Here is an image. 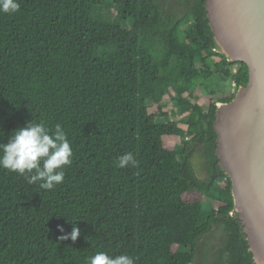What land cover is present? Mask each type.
<instances>
[{
    "label": "trees",
    "instance_id": "1",
    "mask_svg": "<svg viewBox=\"0 0 264 264\" xmlns=\"http://www.w3.org/2000/svg\"><path fill=\"white\" fill-rule=\"evenodd\" d=\"M18 2L0 12V144L44 121L63 127L73 157L52 190L0 168V264H86L97 251L135 264H254L214 131L218 104L249 70L216 52L206 0ZM228 82L234 93H221ZM168 101L180 120H166ZM128 152L138 164L119 167ZM217 226L225 238L213 261ZM73 227L77 240L61 239Z\"/></svg>",
    "mask_w": 264,
    "mask_h": 264
},
{
    "label": "water",
    "instance_id": "2",
    "mask_svg": "<svg viewBox=\"0 0 264 264\" xmlns=\"http://www.w3.org/2000/svg\"><path fill=\"white\" fill-rule=\"evenodd\" d=\"M206 12L216 52L249 70L248 84L218 106L215 154L253 263L264 264V0H206Z\"/></svg>",
    "mask_w": 264,
    "mask_h": 264
},
{
    "label": "clouds",
    "instance_id": "3",
    "mask_svg": "<svg viewBox=\"0 0 264 264\" xmlns=\"http://www.w3.org/2000/svg\"><path fill=\"white\" fill-rule=\"evenodd\" d=\"M20 10L18 0H0V12L16 13ZM0 168L27 176L29 184L40 182V187L52 190L63 183L64 168L72 163L73 149L67 133L60 124L51 131L44 121H29L26 126L16 129L7 143L0 144ZM138 161L128 152L118 158L121 168L136 166ZM62 232L63 228L60 229ZM81 235L78 227L61 237L63 240H77ZM86 264H135L126 254L112 256L97 251Z\"/></svg>",
    "mask_w": 264,
    "mask_h": 264
},
{
    "label": "rangeland",
    "instance_id": "4",
    "mask_svg": "<svg viewBox=\"0 0 264 264\" xmlns=\"http://www.w3.org/2000/svg\"><path fill=\"white\" fill-rule=\"evenodd\" d=\"M110 6H108V8L106 9V13L111 15L112 18H115L117 16V11L114 7L109 8ZM124 26L127 29H131L132 24L131 23H125ZM238 70V66L233 68V73H235ZM235 91V85L232 82H228L225 84L224 88L221 90V93L224 94H229V93H234ZM223 94V95H224ZM196 95L198 96V104L204 105L205 107H208L211 99L210 98H206L204 96L201 95V92L198 91L196 93ZM218 106H220V104H218ZM153 111L156 110V107H152ZM165 112L170 113V117L166 118L167 121H178L181 119V117L175 116L173 114L174 111V103L168 101L167 106L164 110ZM186 128V127H184ZM174 147H181V141H176L173 144ZM193 165H194V169L197 173V175L202 179V180H206L208 179L209 173L207 170V166H206V158L204 157V155L202 154L201 149H198L193 157ZM204 205L206 208H209L210 206V202L208 201L207 198H204ZM225 236V232H224V227L223 226H217L213 229L212 234L209 236V238L207 239V246L206 248H209L212 250L209 253V257H211V259L214 261L215 260V255H216V251H219L220 249H222L223 247V241H224V237Z\"/></svg>",
    "mask_w": 264,
    "mask_h": 264
}]
</instances>
